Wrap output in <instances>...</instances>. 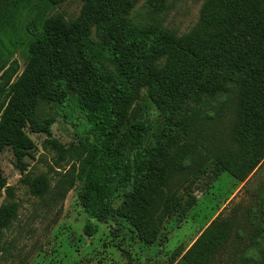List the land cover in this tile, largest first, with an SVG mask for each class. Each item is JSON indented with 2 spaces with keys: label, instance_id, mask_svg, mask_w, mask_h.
<instances>
[{
  "label": "trees",
  "instance_id": "1",
  "mask_svg": "<svg viewBox=\"0 0 264 264\" xmlns=\"http://www.w3.org/2000/svg\"><path fill=\"white\" fill-rule=\"evenodd\" d=\"M65 1L12 0L0 15L4 32L26 22L30 36L22 72L0 53V153L10 147L21 158L35 145L31 133L52 136L57 116L40 118L41 102L71 106L82 135L69 148L54 143L81 164L85 234L99 231L93 220L119 218L154 245L169 219L197 204L191 190L203 177L226 172L245 182L264 162V0H207L181 36L164 27L166 0H144L145 14L136 9L142 0H84L73 20L48 15ZM219 95L230 126L222 140L215 124H201L216 134L211 156L166 161L172 128L193 129L188 102ZM148 102L162 121L152 144V123L140 113ZM14 214L0 208V250ZM233 230L231 219L217 218L187 250L173 252L172 264H212Z\"/></svg>",
  "mask_w": 264,
  "mask_h": 264
},
{
  "label": "rangeland",
  "instance_id": "2",
  "mask_svg": "<svg viewBox=\"0 0 264 264\" xmlns=\"http://www.w3.org/2000/svg\"><path fill=\"white\" fill-rule=\"evenodd\" d=\"M11 1L0 0V15ZM206 1L166 0L164 27L179 36L188 33L199 22ZM83 6L84 0H67L48 15L63 14L73 20ZM136 9L142 14L147 12L144 0ZM25 23L9 30V34L0 24L1 56L8 64L17 61L20 72L27 65L30 39ZM143 96L148 99L146 90ZM225 100L226 95H219L188 102L184 113L193 129L186 133L179 126L172 128L169 147L165 145L166 161L178 155L184 157L185 163L192 155L211 156L216 134L203 131L201 124H215L223 140L231 114ZM148 103V112L142 105L140 113L152 123V144L162 121L156 108ZM38 114L40 118L57 116L52 136L31 133L35 145L21 158L10 147L0 153L5 176V184L0 187V208H15L12 222L3 229L0 264H172L173 252L181 245L187 250L198 233L219 217L231 219L234 230L212 264H264V162L245 182L226 172L214 180L208 175L203 177L191 190L197 204L187 215L169 219L154 245H147L136 229L119 218L109 223L93 220L99 231L88 236L84 232L87 215L79 200L83 186L79 179L81 164L54 143L65 148L77 144L83 120L71 106L65 108L52 102H41Z\"/></svg>",
  "mask_w": 264,
  "mask_h": 264
},
{
  "label": "crops",
  "instance_id": "3",
  "mask_svg": "<svg viewBox=\"0 0 264 264\" xmlns=\"http://www.w3.org/2000/svg\"><path fill=\"white\" fill-rule=\"evenodd\" d=\"M238 181V180H237ZM240 183V182H239ZM211 224V222L207 225V227L209 226ZM204 230V229H203ZM202 233V231L201 232H199L198 233V235H197V237L194 239V241L191 243V245L195 242V240L199 237V235ZM190 245V246H191Z\"/></svg>",
  "mask_w": 264,
  "mask_h": 264
}]
</instances>
